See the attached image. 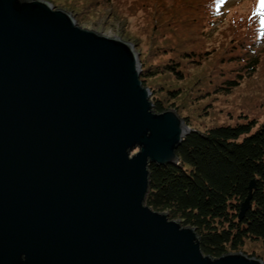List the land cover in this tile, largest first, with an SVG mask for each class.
Here are the masks:
<instances>
[{"label": "water", "instance_id": "95a60500", "mask_svg": "<svg viewBox=\"0 0 264 264\" xmlns=\"http://www.w3.org/2000/svg\"><path fill=\"white\" fill-rule=\"evenodd\" d=\"M140 74L121 34L0 0V264H264L204 254L194 227L146 204L149 166L178 163L194 129L153 108Z\"/></svg>", "mask_w": 264, "mask_h": 264}, {"label": "rangeland", "instance_id": "374dc122", "mask_svg": "<svg viewBox=\"0 0 264 264\" xmlns=\"http://www.w3.org/2000/svg\"><path fill=\"white\" fill-rule=\"evenodd\" d=\"M51 1L55 8L67 9L80 27L121 34L138 45L141 69L160 71L145 79L146 86L152 85L153 98L166 109L177 108L190 128L204 131L221 124L255 120L258 126L264 122V35L256 44L261 54L252 74L245 71V59L241 58L244 53L237 45V38L249 44L258 35L243 15L253 0H224L216 18L205 23L211 36L202 33L198 21L176 26L155 9L157 0ZM180 1L165 0V5ZM189 52L199 64L185 57ZM176 61L182 79L163 69ZM239 75L243 78L238 85L229 91L219 90L225 80H237ZM239 251L264 259V241L245 240Z\"/></svg>", "mask_w": 264, "mask_h": 264}, {"label": "trees", "instance_id": "16d2710c", "mask_svg": "<svg viewBox=\"0 0 264 264\" xmlns=\"http://www.w3.org/2000/svg\"><path fill=\"white\" fill-rule=\"evenodd\" d=\"M223 1L182 0L171 3L170 7L165 5V0H157L155 9L176 26L198 21L202 33L211 36L205 23L216 18ZM256 5L257 0H253L243 15L246 24L252 23L258 35L249 44L237 38V45L244 53L241 58L245 63L242 65L248 74L255 72L259 65L261 53L256 44L264 35V24L261 23L264 16L256 14ZM191 55L189 52L185 57L199 64L200 61ZM179 66L176 61L166 64L163 69L182 79ZM157 71L141 69L143 84L146 85L145 79ZM241 78L239 75L237 80H225L219 90L229 91L239 84ZM151 100L157 112L166 109L152 94ZM176 155V164L149 166L148 206L194 227L202 251L212 257L239 251L245 240L264 241V122L256 126L255 120H249L235 125H215L204 131L193 130L184 136L176 148ZM251 180H254V188L250 208L239 218L240 205L249 193Z\"/></svg>", "mask_w": 264, "mask_h": 264}, {"label": "snow or ice", "instance_id": "6c2138e0", "mask_svg": "<svg viewBox=\"0 0 264 264\" xmlns=\"http://www.w3.org/2000/svg\"><path fill=\"white\" fill-rule=\"evenodd\" d=\"M256 14L264 16V0H257ZM261 23L264 24V20Z\"/></svg>", "mask_w": 264, "mask_h": 264}]
</instances>
